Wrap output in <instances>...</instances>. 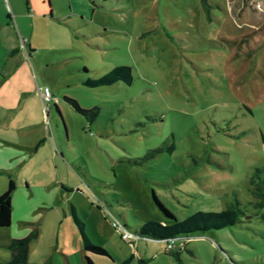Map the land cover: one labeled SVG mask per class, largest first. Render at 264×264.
Returning <instances> with one entry per match:
<instances>
[{"label": "rangeland", "instance_id": "obj_1", "mask_svg": "<svg viewBox=\"0 0 264 264\" xmlns=\"http://www.w3.org/2000/svg\"><path fill=\"white\" fill-rule=\"evenodd\" d=\"M28 3L0 0V143L21 151L0 160V195L13 179V239L38 229L26 264L79 255L72 205L117 261L264 264V0ZM119 66L131 84L85 83ZM71 100L98 108L96 120ZM154 194L178 220L239 203L240 222L174 250L125 238L117 220L132 231L173 222ZM7 231L0 264L12 257Z\"/></svg>", "mask_w": 264, "mask_h": 264}, {"label": "trees", "instance_id": "obj_2", "mask_svg": "<svg viewBox=\"0 0 264 264\" xmlns=\"http://www.w3.org/2000/svg\"><path fill=\"white\" fill-rule=\"evenodd\" d=\"M27 0V5H28ZM29 9V7H28ZM124 81L127 84L133 82L132 69L129 66H119L100 77L99 79H88L85 83L89 86L111 85L117 81ZM73 106L78 112L85 115L89 123H93L98 115V108L83 109L79 103L75 100H71ZM16 189V184L13 179H10L7 190L0 195V228L9 227L12 224V212H13V194ZM261 196L263 194H260ZM264 198V195H263ZM154 200L163 213L170 219L172 223H162L155 220H147L142 223L137 230L132 231L124 224L125 228L131 231L137 237H147L156 240L167 241L170 238L179 236H190L198 232H207L210 230H218L228 226H232L240 222V214L242 210L239 207V203H233L227 209L220 212L214 211H198L184 220H178L176 215L166 207L160 199L154 194ZM259 206L264 207V199L258 203ZM264 218V216H263ZM73 219L80 231L84 248L88 252L108 255V251L99 245H95L87 236L83 222L78 218L76 212L73 211ZM122 223V222H121ZM38 229H34L30 235L13 239L9 244L11 251V260L5 264H26L28 262L29 244L31 240L38 237ZM179 257V254H175ZM132 257L123 262V264H129ZM144 260H141L139 264H145ZM44 264H52L49 260ZM86 264H95L90 257H86Z\"/></svg>", "mask_w": 264, "mask_h": 264}, {"label": "crops", "instance_id": "obj_3", "mask_svg": "<svg viewBox=\"0 0 264 264\" xmlns=\"http://www.w3.org/2000/svg\"><path fill=\"white\" fill-rule=\"evenodd\" d=\"M47 10L49 11V13H51V5H50V3L47 4ZM14 52L15 51H13L12 54ZM18 54H20V53L18 52ZM25 63L28 65V62L27 61ZM1 140L2 139H0V141ZM41 142H42V140H41ZM38 144H39V142H38ZM38 144H37V147H38ZM7 146H12V147L14 146V147H17V148L20 149V147L18 145L13 144V143H10V142L4 140V143H0V160H2L4 158V156L7 155V154H12L13 155V158L20 157L21 154L19 152H21V151L15 150L14 148L7 147ZM37 147H35V148L37 149ZM1 169H2V167H0V170ZM14 196L17 197L15 194H14ZM15 197H13V199H12V201H13L12 224L9 227L0 228V230L1 229H8V231L5 233V236H4L5 239L4 240L6 242H9V243L13 240V237L14 236H16V237L23 236V234H22L21 231H17L15 233L14 230H13L14 227L18 228L17 227V224H18V222H17L18 221V216L16 215V211H17L16 209H17V207L15 205V201H16ZM26 209H27V206H26ZM73 211L76 212V214L78 216L77 209H76V207L74 205L71 206V215H72V217H73ZM78 218H79V216H78ZM82 243H83V241H82ZM82 245H83V247H82L83 249L82 250L79 249V255H77L76 257H73L71 255L72 253L64 255V260H65L66 264H86V257L87 256L90 257L95 264H104L106 262L104 259H107V257H109L110 259H112V264H123V262L126 261L127 259H129L130 257H132V259H131V262H132L133 259L136 258L135 257L136 255L135 254H132L127 259H124L123 261H117L111 255V253L109 252V250H107L106 248L105 249L108 251V255H100V254H96V253H92V252L86 251L85 248H84V244H82ZM60 264H63V260L62 259H61V263Z\"/></svg>", "mask_w": 264, "mask_h": 264}, {"label": "built area", "instance_id": "obj_4", "mask_svg": "<svg viewBox=\"0 0 264 264\" xmlns=\"http://www.w3.org/2000/svg\"><path fill=\"white\" fill-rule=\"evenodd\" d=\"M41 96H42L43 102L48 101L50 99L49 90L48 89L43 90ZM114 225L117 228H121V230L123 232H125V234H124L125 238L129 239L131 236L135 237V235L131 231H129L127 228H125L124 224L121 223L119 220H117ZM185 238H186V236H179V237H174V238L168 239L166 241L168 249L169 250H174V248L177 247V245H178V247H183L185 245V242H186L184 240Z\"/></svg>", "mask_w": 264, "mask_h": 264}, {"label": "water", "instance_id": "obj_5", "mask_svg": "<svg viewBox=\"0 0 264 264\" xmlns=\"http://www.w3.org/2000/svg\"><path fill=\"white\" fill-rule=\"evenodd\" d=\"M52 13V12H51Z\"/></svg>", "mask_w": 264, "mask_h": 264}]
</instances>
